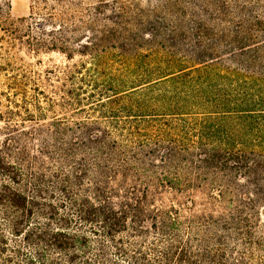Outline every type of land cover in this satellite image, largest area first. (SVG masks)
<instances>
[{
    "label": "trees",
    "instance_id": "16d2710c",
    "mask_svg": "<svg viewBox=\"0 0 264 264\" xmlns=\"http://www.w3.org/2000/svg\"><path fill=\"white\" fill-rule=\"evenodd\" d=\"M11 7L82 59L9 109L0 264H264V0Z\"/></svg>",
    "mask_w": 264,
    "mask_h": 264
},
{
    "label": "rangeland",
    "instance_id": "374dc122",
    "mask_svg": "<svg viewBox=\"0 0 264 264\" xmlns=\"http://www.w3.org/2000/svg\"><path fill=\"white\" fill-rule=\"evenodd\" d=\"M11 2L12 18L18 20L30 15L32 0H11ZM30 21L31 19L28 18V22ZM10 35L0 30V115H3L0 116V137L2 136L1 130L5 127L6 120L9 119V109L17 108L14 102L20 101L22 104L21 101L25 91L29 95L34 94L35 84L30 79L50 90L51 86L47 84V80H54L60 67L64 68L66 65L82 59L79 55H76L72 61H69L64 53L52 49L32 53L24 42L27 39L26 37L12 34L11 36L16 37H12L14 38L12 40L9 37ZM17 80H19L18 82H24V84L17 86ZM52 83L58 85V82L54 81ZM42 103H46L44 99ZM20 110L25 115L24 109L21 108ZM31 110L35 111L33 107H31ZM15 118L20 121L22 116H15ZM27 125H29V122Z\"/></svg>",
    "mask_w": 264,
    "mask_h": 264
}]
</instances>
